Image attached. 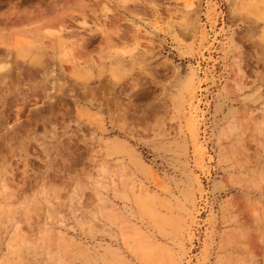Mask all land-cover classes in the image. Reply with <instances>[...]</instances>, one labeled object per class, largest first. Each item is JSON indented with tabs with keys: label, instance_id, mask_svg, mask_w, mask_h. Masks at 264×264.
I'll use <instances>...</instances> for the list:
<instances>
[{
	"label": "rangeland",
	"instance_id": "obj_1",
	"mask_svg": "<svg viewBox=\"0 0 264 264\" xmlns=\"http://www.w3.org/2000/svg\"><path fill=\"white\" fill-rule=\"evenodd\" d=\"M124 1L0 0V264H264V0Z\"/></svg>",
	"mask_w": 264,
	"mask_h": 264
},
{
	"label": "bare ground",
	"instance_id": "obj_2",
	"mask_svg": "<svg viewBox=\"0 0 264 264\" xmlns=\"http://www.w3.org/2000/svg\"><path fill=\"white\" fill-rule=\"evenodd\" d=\"M124 1V0H123ZM125 2V1H124ZM2 57V59L4 58H8L7 54L2 52L0 53V58ZM3 65V64H2ZM5 66V65H4ZM47 67V66H46ZM12 71V70H11ZM10 72V71H9ZM11 74V73H10ZM47 75H48V72L47 70L45 69V71L41 72V73H38V74H35V75H27V80L29 82V86L28 88L30 90H34V91H39L42 95L46 96V90L51 88L52 87V83H48V80H47ZM86 83V82H85ZM98 88L103 90L106 88V83H102L100 82L98 84ZM52 89V88H51ZM92 89V88H91ZM48 92V91H47Z\"/></svg>",
	"mask_w": 264,
	"mask_h": 264
},
{
	"label": "snow or ice",
	"instance_id": "obj_3",
	"mask_svg": "<svg viewBox=\"0 0 264 264\" xmlns=\"http://www.w3.org/2000/svg\"><path fill=\"white\" fill-rule=\"evenodd\" d=\"M5 69H3V68H0V71H4ZM262 133H264V126H262ZM17 227H19L18 225H17Z\"/></svg>",
	"mask_w": 264,
	"mask_h": 264
}]
</instances>
